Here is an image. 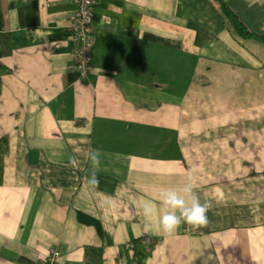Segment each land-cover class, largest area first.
Here are the masks:
<instances>
[{"label":"crops","instance_id":"obj_1","mask_svg":"<svg viewBox=\"0 0 264 264\" xmlns=\"http://www.w3.org/2000/svg\"><path fill=\"white\" fill-rule=\"evenodd\" d=\"M224 1L96 0L83 78L76 0H0V264H264V0ZM189 176L208 225L165 235Z\"/></svg>","mask_w":264,"mask_h":264},{"label":"clouds","instance_id":"obj_2","mask_svg":"<svg viewBox=\"0 0 264 264\" xmlns=\"http://www.w3.org/2000/svg\"><path fill=\"white\" fill-rule=\"evenodd\" d=\"M71 163L74 164L75 161L72 160ZM93 163L94 166L99 163L95 156L93 157ZM88 183L92 185L98 183L94 173L89 178ZM195 188L194 178L189 176L187 182L179 190L167 188L161 191L162 211L159 217V224L163 234H174L182 224H187L193 230H198L208 225L207 213L210 203L208 201L201 203L196 195ZM142 212L145 218L150 219L154 214V206L151 203H146L142 206ZM145 264H152L151 259L147 260Z\"/></svg>","mask_w":264,"mask_h":264},{"label":"built area","instance_id":"obj_3","mask_svg":"<svg viewBox=\"0 0 264 264\" xmlns=\"http://www.w3.org/2000/svg\"><path fill=\"white\" fill-rule=\"evenodd\" d=\"M96 0H76V21L73 25L74 47L72 58L78 65L81 77L86 78L92 70L93 46L95 44V5ZM145 241H138L142 245ZM61 251L59 248H52L49 254L43 259L42 264H57Z\"/></svg>","mask_w":264,"mask_h":264},{"label":"trees","instance_id":"obj_4","mask_svg":"<svg viewBox=\"0 0 264 264\" xmlns=\"http://www.w3.org/2000/svg\"><path fill=\"white\" fill-rule=\"evenodd\" d=\"M214 4L220 8L221 12L224 15H228L232 21H236L241 23L244 26V23L242 22V20L239 18V15L233 11V9H231L229 7V5L224 1V0H213ZM6 147V139L5 138H0V174L3 170V162H2V158H3V152L5 150Z\"/></svg>","mask_w":264,"mask_h":264}]
</instances>
